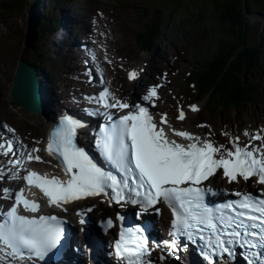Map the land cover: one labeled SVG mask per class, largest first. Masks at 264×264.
<instances>
[{
    "label": "snow or ice",
    "instance_id": "6c2138e0",
    "mask_svg": "<svg viewBox=\"0 0 264 264\" xmlns=\"http://www.w3.org/2000/svg\"><path fill=\"white\" fill-rule=\"evenodd\" d=\"M88 74L91 75V70ZM128 75L129 79H134L137 72L133 70ZM158 87H151L143 100L150 101L157 97ZM109 95L105 88L98 97L87 99L103 101L106 108H129V104L119 100L108 103ZM135 107L136 111L121 116L110 128L101 129V139L97 140L106 157L123 174L122 178L105 172L83 147L77 145V130L84 125L78 119L64 115L51 132L46 151L60 160L68 180L49 178L46 174L31 170L24 179L30 186L39 187L48 197L50 205L60 206L88 196L106 194L110 195V203L124 201L147 211L162 201L172 209L174 232L183 233L191 240L196 236L204 239L202 234L207 231L208 250L203 254L210 264H215L214 258L217 256L227 254L233 258L234 248L230 246L236 243L253 250L250 251L248 264H264V191L260 195L236 192L239 199L230 200L214 209L205 203V194L210 193L211 188L201 186L220 169H223V176L230 183L239 182L238 177L243 181L256 177V183L264 185V130L255 134L245 132L244 135L250 136V139L243 145L240 144V137L236 136L231 141L232 147L228 148L223 144L217 146L211 140L201 139L188 131L171 129L175 136L189 141L181 144L169 139L162 126L168 124L167 114L161 116V126H158L148 107ZM189 107L192 111H198L196 105ZM177 119H185L183 110ZM168 126L171 128V125ZM254 140L261 141V144H253ZM0 150L4 156L9 153L15 155L11 140L0 143ZM33 151L38 152L39 149ZM26 159L42 162L40 156L31 153ZM20 162L19 159L8 161L9 164ZM23 191L21 189L15 193V203L6 214L0 213L4 217L0 222V245L3 246L0 251L10 249L8 255L21 259L25 252L30 258L43 259L61 240V222L55 216L41 215L37 218L18 214L21 203L33 213L40 209L38 202L29 201L23 196ZM3 192L10 194L9 189H3ZM117 219L122 221L124 217L117 214ZM106 224L111 228L113 220L109 218ZM143 231L142 228L128 229L127 232L122 228L120 231L115 250L121 258H128V264H138L145 255L147 241L143 235H136ZM171 246L176 247L175 240L171 241Z\"/></svg>",
    "mask_w": 264,
    "mask_h": 264
},
{
    "label": "rangeland",
    "instance_id": "374dc122",
    "mask_svg": "<svg viewBox=\"0 0 264 264\" xmlns=\"http://www.w3.org/2000/svg\"><path fill=\"white\" fill-rule=\"evenodd\" d=\"M1 1V0H0ZM27 1H37L38 8L34 11L43 13L47 12L52 20V18L56 15L55 26L58 21L57 11L59 8H68L72 5V2L67 0L65 4H61V2H53L51 7L48 3L49 0H27ZM40 1V3H39ZM81 5L85 3L83 7H81L80 12L84 11V7L90 5H100L111 3L114 5V8L119 12H125L126 18L129 21L130 28L126 30L127 38H126V54H129L133 59L132 63L140 65L143 63L142 59H154L151 61V70L159 69L163 67V64H160L161 58L156 55V51L168 50L172 51L174 55L171 59L175 58L177 66L180 68V73L174 78V81L171 85V89L178 90L179 92L186 87V91L189 94L195 96L196 99L200 101L202 104V108L197 112L199 119H207L212 123V126L216 130H219L221 134V128L226 127L224 124L227 123L231 130H235L236 128L241 127L243 124H247L248 122H262L264 120V100H260L262 96H264V77L256 76V78H250V83L254 86L260 87L256 95L259 97V102L256 104L248 103L245 104L242 108H234L232 106L226 107L224 110H220L218 108H214V111L208 112L206 110L207 104L205 103L206 98L204 92L199 95H195V88L191 87L187 88V84L183 83V76L187 74V69L191 67L192 62L197 61L198 59V49L191 45L192 42L187 44L184 40L189 41L195 38L203 39V48L201 52V56L203 57L207 54H210L215 47V37L216 31L214 30V26L210 25V20L207 18L203 21H199L195 18V9H189L190 0H176V2L169 3L167 0H77ZM247 3V0H244ZM177 3V4H176ZM176 4V5H175ZM194 5V3H193ZM245 14L250 18L253 26L250 28L249 37L251 39L256 40L258 38L259 32H261L263 21H264V8L260 9H249V4H245ZM147 11V15L144 14V11ZM170 16H177L176 21H168L167 27L170 28L167 36H163L157 44V48L153 51V54L143 51L139 47V43L135 37V34L138 30H143V28L148 27L149 23L153 18H162L167 11H171ZM112 9L108 14V22L111 25H114L119 21V13ZM7 15V17L3 19V16ZM168 15V14H167ZM30 14L27 9L21 8V10L14 15V13H0V117H8L13 120V123L20 124L19 128L24 132H28L27 125H44L47 121L46 114L36 115L32 114L30 111H27L24 107L20 106L16 103L11 95L10 88L12 86L15 68L20 57H23L25 60L33 62L35 60V46L36 44L41 45L45 54L41 57L47 56L49 59V55H57L56 52H49L50 49H54L53 44L50 42V38H52L51 33L48 35V27L44 26V31L41 33V38H38V32L36 30L37 41H35V45L32 48H28V43L26 39V35L30 32L32 33L36 26L29 24ZM194 16V18H192ZM179 19V20H178ZM207 20V21H206ZM29 24V25H28ZM33 26V27H32ZM218 34V33H217ZM200 35V37H199ZM164 41L162 43V39ZM178 40V41H177ZM177 41V42H176ZM201 43V41H200ZM155 55V56H154ZM156 58V59H155ZM35 67L39 69V65L35 64ZM178 72V71H177ZM249 80V78H246ZM61 83V81H57ZM126 84H128L126 82ZM207 85H203L206 88ZM130 92V87L128 88ZM68 91L66 88L65 92ZM213 96V95H212ZM210 105L213 103L210 100ZM49 115H51V111L47 109ZM53 112V111H52ZM44 119L42 120V117ZM51 118V117H50ZM262 119V120H260ZM222 124V126H220ZM32 130V129H31ZM223 130V129H222ZM238 132V131H237ZM177 264H179L177 262Z\"/></svg>",
    "mask_w": 264,
    "mask_h": 264
},
{
    "label": "trees",
    "instance_id": "16d2710c",
    "mask_svg": "<svg viewBox=\"0 0 264 264\" xmlns=\"http://www.w3.org/2000/svg\"><path fill=\"white\" fill-rule=\"evenodd\" d=\"M54 1L66 0H49V8ZM167 1L176 2V0ZM37 4V1L27 0L0 1V13L17 15L21 8H25L31 15L29 24L36 26V29L26 35L29 49L37 41L36 30L40 39L46 23L52 21L47 12L34 11L38 8ZM245 4H249V9L264 8V0H247V3L244 0H190L189 2L188 10L195 9V18L199 21L208 18L210 25L214 26V30L218 33H216L214 49L205 56L199 81L202 85L209 84L207 86L209 99L213 103V108L220 110L228 106L243 107L248 102L253 104L259 102L256 92L260 87L251 84L250 78H256L259 75L264 77V21L258 38L251 39L249 31L253 24L245 14ZM172 11H167L162 18H153L148 27L140 31L138 43L146 47V50H154L160 39L167 36L170 30L166 28L168 21L177 20V16L169 15ZM144 14L147 15L146 9ZM5 17L7 15L3 16L2 21ZM51 19L54 22L51 26L49 25V30L55 26L56 15ZM35 53V60L31 62L34 66L41 63L38 59L43 58L41 56L45 54V51L41 45L36 44ZM263 98L264 96L260 100ZM209 110H212V107Z\"/></svg>",
    "mask_w": 264,
    "mask_h": 264
},
{
    "label": "bare ground",
    "instance_id": "6f19581e",
    "mask_svg": "<svg viewBox=\"0 0 264 264\" xmlns=\"http://www.w3.org/2000/svg\"><path fill=\"white\" fill-rule=\"evenodd\" d=\"M112 1L109 2V5H108V10L109 12L113 9V6H112ZM109 14V13H108ZM46 25L48 26V33H47V36L51 33L52 35V38H50L48 36V41H49V38H50V42L54 45V42L59 40L60 38H63L65 37L71 30V27H70V23L69 21L66 22V25H65V28L61 31H59L58 29H55L54 32L52 30V28H50L49 30V25L51 26L52 25V21H49L48 23H46ZM110 27V24L108 22V19L106 20V22L104 23V27H103V30H102V35H101V38H100V45L104 42V35L105 33L108 31ZM141 30H138L135 34V37L136 39H138V36H139V33H140ZM80 50H82L83 52H87L89 53V49L88 48H80ZM60 54L62 57L65 56V51H62V50H59ZM100 58H103V59H106L107 60V56H106V53L104 54H100L99 51L96 52L95 54V57H94V63L97 62ZM156 59V58H155ZM103 67L105 68V64L103 65ZM16 72V70H15ZM110 72H108L109 74ZM15 75V74H14ZM97 73H95L92 69V74H91V78H90V83L91 85H95L96 83H98V78H97ZM14 79V78H13ZM38 81L41 82L42 79H41V76H38ZM114 81H118L120 82V86H123L126 84V82L122 79V78H113L111 77V82H114ZM71 85L73 86H76L75 83L73 82H70ZM12 85H13V82H12ZM12 88V86H11ZM37 89H38V86H37ZM37 92L39 93V91L37 90ZM61 93V92H60ZM59 96L61 97L62 95L59 94ZM69 99V98H67ZM34 103V104H33ZM57 104V98L54 96V94H51L48 96V98H46L45 100H38V99H33L31 101V107L32 109L29 110L32 114H36V115H43V114H46L47 116V121H49V123L47 124V130L51 131L53 130L56 126H58L59 124V118L56 116V114L54 112H52L51 109H48L49 107L51 108H54L55 105ZM47 109L51 112V115L48 114L47 112ZM51 117V118H50ZM85 117V116H84ZM44 119V116L42 117V120ZM46 124V123H45ZM44 124V125H45ZM43 126V125H42ZM27 161H24L22 163H19V164H25ZM1 164V167H0V170H2V175H0V182L2 184H5V183H9V182H12V183H16L19 181V179L17 177H15L14 175V170H13V167H12V164H9L8 163V160H3L0 162ZM21 170V169H20ZM44 174L47 173V170H44L43 171ZM4 193L2 191H0V198H4ZM40 199V198H39ZM80 204H82L81 202H79ZM190 261L188 264H192L191 263V260H195L194 257L192 256V254L190 255ZM184 260V258H183ZM98 261L100 262H106L107 261V258H102V259H99ZM117 264H124V261H120L118 262ZM175 264V263H174ZM196 264H201L199 261L196 262Z\"/></svg>",
    "mask_w": 264,
    "mask_h": 264
},
{
    "label": "water",
    "instance_id": "95a60500",
    "mask_svg": "<svg viewBox=\"0 0 264 264\" xmlns=\"http://www.w3.org/2000/svg\"><path fill=\"white\" fill-rule=\"evenodd\" d=\"M35 76L36 73L33 66L25 60L19 59L10 94L14 101L29 110L32 109L31 101L34 98L40 99Z\"/></svg>",
    "mask_w": 264,
    "mask_h": 264
}]
</instances>
